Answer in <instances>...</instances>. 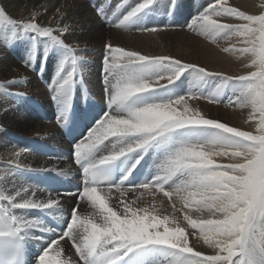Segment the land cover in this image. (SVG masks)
<instances>
[{"label": "snow or ice", "instance_id": "1", "mask_svg": "<svg viewBox=\"0 0 264 264\" xmlns=\"http://www.w3.org/2000/svg\"><path fill=\"white\" fill-rule=\"evenodd\" d=\"M158 2L137 0L111 17L100 5L97 14L125 31L179 27L144 23ZM177 5L169 0L170 17ZM185 26L213 44L238 39L243 47L222 50L245 56L247 71L228 75L105 43V111L72 146L79 186L44 200L26 187L0 186V264H264V0L259 14L207 0ZM67 31L35 18L17 21L0 8V45L26 40L31 54L24 63L33 68L41 45L42 64L50 54L59 57L48 88L61 127L89 63L65 42ZM188 77L192 87L184 92ZM201 99L247 110L249 129L190 103ZM65 194L73 200L67 207ZM32 241L41 246L29 262Z\"/></svg>", "mask_w": 264, "mask_h": 264}, {"label": "bare ground", "instance_id": "2", "mask_svg": "<svg viewBox=\"0 0 264 264\" xmlns=\"http://www.w3.org/2000/svg\"><path fill=\"white\" fill-rule=\"evenodd\" d=\"M181 1V8H186L187 10H189L190 19L194 15H196L198 10L201 9V6L205 5L207 2V0H199L201 2V5L195 10H190L188 8V4L186 5V2H189L187 0ZM3 2H5L6 12L9 11L7 15L17 21H28L30 18H35L36 21L42 26H49L54 29L57 27H68V31L64 34L63 37L65 39V42L69 44V46L76 48L78 55H86L89 58V63L85 65L83 85L77 84L75 86L73 101H75L80 109H82L84 106H88L90 109H92L93 113L96 116L95 122H97V120L101 116H103L106 107L103 103V85L101 83L100 73V60L102 58V50L105 43H112L113 45L122 46L127 49L138 50L144 54H150L149 52L154 51L158 45L156 41L157 38L156 40L152 39L151 37L146 36V34L134 36L132 31H125L123 29L113 28L109 35H101L103 31H101V29L103 28L102 24H105V21H103V18L99 16L100 20L103 23L99 22L98 20H94L92 21L93 25L86 24L85 19L88 18L86 17V14L90 11L87 4L89 6L91 4L89 2H87L86 4L83 0H2V3ZM2 3L0 2V5ZM168 3L169 0H164V12H167ZM236 3L243 4L245 6V10H249L253 6L251 4L252 0H237ZM176 15H182L186 21L189 16L186 15L185 11H181V9L177 7V11L171 17H167L166 15H164L159 24L168 25L176 23L180 25L179 27H177V29L180 27H186L181 24L180 21H177L175 19ZM148 20L149 17L145 19V24H148ZM174 20H176L177 22H172ZM177 29H161V31L157 33L159 37V44L165 47V53L163 55L173 56L175 58L181 59L184 62H189L186 60V57L179 58L176 54L177 50H173L170 47V44L176 42L177 40H181L183 43L185 42L186 38H188L186 40L187 42L191 40L189 36L180 39V35L184 36L186 35V33L185 31ZM97 48H100V51L97 50ZM80 49H83L84 51L81 52L79 51ZM87 50L90 51V54L85 52ZM212 52V58H206L208 59V64L210 65V67L207 68L212 71L223 72L222 63L229 62L233 58L235 60L236 58L234 57V54H230L229 57H224L223 60H220L221 56L216 51V49H214V51ZM160 53L158 52L157 55L162 54ZM154 55H156L155 51ZM52 57L59 58L57 55H54ZM13 62L9 58H7L6 61L3 57L0 56V80L3 81L7 79L13 80L15 78H27V80L23 82L25 87L22 88L21 92H19L25 95L23 97H13L12 102L8 101L9 103H7L5 99H3L4 97L0 94V100L3 99L8 106L16 109L14 111H12L10 108L8 109V112L10 110V113H12L13 115H10L8 112L2 113L3 110L0 109V123H3L4 121L7 123L8 121L12 125L14 130H27L28 133L14 131L15 134L18 133V135H15L14 144H7L5 141H3L5 147L0 145V186H6L9 190H11L13 186L19 188L22 176L27 174L29 176V179L34 178V180L31 181L32 192H35L37 199L44 200L49 196H56L57 193L48 192L40 188L37 183V179L46 178L48 173H53L62 178L71 179L72 181H80V172L71 163V156L65 154V151L69 149V145L63 140L62 134L57 128V121H54L57 118L58 114V104L51 99V93L49 91L48 85L51 83V79L55 71L51 72L50 75L48 71L49 69H46L38 76L36 75L38 79L37 80L32 73H28L27 71H25V73L23 74L22 72H20L19 68H17L15 72L12 71V68H15ZM196 64L199 63L197 62ZM56 65L57 63H55L53 66ZM234 66L237 67V65L235 64ZM241 72L242 71H240L239 73ZM39 102H42L44 106V120H42L41 116L38 114V108H41ZM33 103H35V105H33ZM190 103H193L195 106L200 107L201 110L210 118H217L220 120V118L227 119L226 117H228L229 119L227 120V123H229L230 126L241 127L242 129H244L242 126L243 124L241 123L242 117H239L241 109L230 107V109L227 111V107L224 110L220 108H214L212 104H208L203 100L190 101ZM25 107H28V109H25ZM4 111L7 110L4 109ZM210 113H212L213 115L210 116ZM239 120L241 121L238 122ZM92 126H94V123H85V130H90ZM2 128L6 127L1 126L0 130ZM247 129H249V127H247ZM37 138L44 141L49 140V142L45 143L37 140ZM77 141L78 140H76L75 143ZM42 144H45L46 146L58 152L57 154L61 156V158H45L42 154V149L45 148V145ZM36 148H40V153L36 152ZM16 164H19L20 167L17 168L16 171H14V174L11 171V175H9L8 172H10V166L15 170L14 167ZM54 167L56 168L54 169ZM62 200L66 202V207L70 206L73 203L72 197L70 195H62ZM34 213L38 215L37 212ZM37 235H39V233H37ZM191 242H194V238H192ZM40 246L41 245L39 241H32L27 244V259L29 262L34 259L40 249Z\"/></svg>", "mask_w": 264, "mask_h": 264}, {"label": "rangeland", "instance_id": "3", "mask_svg": "<svg viewBox=\"0 0 264 264\" xmlns=\"http://www.w3.org/2000/svg\"><path fill=\"white\" fill-rule=\"evenodd\" d=\"M86 4H87V2H89L91 5V7L87 4V6H88V8L90 9V11L86 14V17H88V18H86L85 20H86V24H88V25H93L92 24V21H94V20H98L99 22H101V23H103L101 20H100V18H99V15L97 14V8H96V6L98 7V6H100V5H103L105 8H106V11H107V13H108V15H109V17H111V14H112V12H116L117 13V15H119L122 11H126L127 10V7L129 6V5H132V4H135L136 2H137V0H83ZM189 3H187L186 2V5L188 4V8L190 9V10H195V9H197L200 5H201V2L199 1V0H187ZM228 1V3L230 4V5H233V6H237L238 4V6H240V8H241V10H245V6L243 5V4H240V3H236L237 2V0H227ZM233 1V2H232ZM235 1V2H234ZM260 1V2H259ZM257 0V1H255V0H252V7L249 9V10H247V11H249L250 13H253V14H259V4L261 3V0ZM0 2L2 3V0H0ZM182 3V1L181 0H178V5H177V7L178 8H180L181 9V11L183 10V11H185V13H186V15H189L190 14V12H189V10H187L186 8H184V9H182L181 8V4ZM235 3V4H234ZM95 5V6H94ZM117 5H121L122 7L121 8H117ZM164 5V0H159V2H158V4H157V6H156V8H155V11L152 13V15L149 17V20H148V24H159L160 23V21L162 20V17L164 16V15H166L167 17H170L168 14H167V12H164L163 11V6ZM241 5H243V6H241ZM0 8H2L4 11H5V13L7 14V13H9V11H7L6 12V8H5V2H3L1 5H0ZM22 9V8H21ZM256 9V10H255ZM194 12V11H193ZM90 13H91V15H90ZM94 14V15H93ZM91 17H90V16ZM94 18H93V17ZM92 18V19H91ZM31 19V18H30ZM175 19L177 20V21H180L181 22V24H183L184 26H185V18L182 16V15H176V17H175ZM176 20H174V21H172V22H177ZM188 20H190V15L188 16V19H187V21ZM103 21H105L104 19H103ZM145 23V22H144ZM103 25V28L101 29V31H102V34L101 35H105V36H107V35H109L110 34V32L113 30V27L110 25V24H107L106 22H105V24H102ZM106 27V28H105ZM105 28V29H104ZM187 27H180V28H178L177 29V27L176 28H173V29H177V30H181V31H185V33H186V35H184V36H182V35H180V39H183V38H186L187 36H189V38L191 39V40H189L188 42L186 41L188 38H186V40H185V42L183 43L181 40H177L176 42H173V43H171L170 44V47H171V49H173V50H177V52H176V54L178 55V57L179 58H184V57H186V60L187 61H189V63H199V65H201V66H205V67H210V65L208 64V59H206V58H209V57H211L212 58V56L211 55H213V52L212 51H214V49H216V51L220 54V56H221V58H220V60H223V58L224 57H229V55L230 54H234V57H236L235 58V60H234V58L232 59V60H230L229 62H223L222 64H223V66H222V70H223V72L224 73H226V74H228V75H230V74H232V75H239V74H243L244 72H246L247 71V69L244 67V62H247V59H246V57L245 56H243V55H241L240 53H238V52H228V53H225L222 49L223 48H226V47H236V48H240V47H243V45H242V43L238 40V39H236L235 37H233L232 39H221V40H219L218 41V44H213L210 40H208V39H205L204 37H201V36H199L195 31H193V30H189V29H186ZM130 31H132L133 32V35L134 36H137V35H145L146 34V36H148V37H151L152 39H155L156 40V38H157V43H158V45H157V50L155 49L154 51H155V53H156V55H157V53L159 52H161L160 54L161 55H163L165 52H164V46H162V45H160L159 44V37H158V35L157 34H149V33H144V32H140V31H137L136 29H132V30H130ZM155 36V37H154ZM196 36V37H195ZM201 41V42H200ZM203 42V43H202ZM202 43V44H201ZM206 43V44H205ZM209 43V44H208ZM240 44V45H239ZM206 47H205V46ZM212 46V47H211ZM203 47V48H202ZM0 48H1V51L0 52H2V53H0V56L1 57H3L4 58V60H6L7 61V58H9L12 62H13V65L15 66V68L13 67L12 68V71H14L15 72V70L17 69V68H19L20 69V72H22L23 74L25 73V71H27L28 73L30 72V73H32L35 77H36V79H37V76L41 73V72H43L44 70H46V69H49L48 71H49V73H50V75H51V72H54L55 70H56V66H53L55 63H57L58 62V60L57 59H59V58H57V57H52V56H54V55H56V54H50L49 56H48V59H47V61H45L43 64H42V55H43V46L41 45L40 46V49H39V51L36 53V55H35V59H34V68L32 67V66H29V65H26L25 63H24V61H25V59L26 58H28L29 57V55L31 54L30 52H29V44H28V42L26 41V40H20V41H16L15 43H10V46H7V47H5V46H2V45H0ZM206 49V50H205ZM97 50H99L100 51V48H97ZM102 51H104V47H103V50ZM154 51H151V52H149L150 54H154ZM86 53H88V54H90L89 52L90 51H85ZM173 52H175V51H173ZM101 53V52H100ZM103 53V52H102ZM223 53H225V54H223ZM223 54V55H222ZM20 55V56H19ZM25 55V56H24ZM207 55V56H206ZM228 55V56H227ZM239 55V56H238ZM238 56V57H237ZM240 56H242V57H240ZM39 58V59H38ZM56 58V59H55ZM55 59V60H54ZM246 59V60H245ZM50 61V62H49ZM234 61H235V63H234ZM239 61H241V62H239ZM235 65H237V67L240 69H238L236 66H234V64ZM241 64H242V66H241ZM224 68H226V69H224ZM24 69V70H23ZM233 69V70H232ZM245 70V71H244ZM234 71H236V72H234ZM240 71H242L241 73H239ZM37 75V76H36ZM185 75H187V74H185ZM27 80V78H20V79H7V80H3V81H1L0 80V86H2V87H0V94L4 97L3 99H5V101L7 102V103H9V102H12V100H13V97H18V96H10V95H8V93L9 92H13V91H15V93H19V92H21L22 91V88H24L25 86H24V84H23V82L24 81H26ZM38 80V79H37ZM12 81H18V83H11ZM39 83V82H38ZM190 87H192V84H191V77H188V79H186L185 80V82H184V85H183V87H182V91H184V92H186V91H188V89L190 88ZM209 90H211V89H213L214 87H215V82L214 81H210L209 82V84L206 86ZM5 89V90H4ZM5 95V96H4ZM2 99V100H3ZM0 100V109H2L3 110V112L2 113H7L8 112V109L10 108L12 111H14V110H16L15 108H13V107H10V106H8L7 104H6V102L3 100ZM201 100H203V99H201ZM9 101V102H8ZM203 101H205V100H203ZM205 102H207V101H205ZM208 103V102H207ZM208 104H211V103H208ZM33 105H35V103H33ZM39 105H40V107H41V109H43V104H42V102H39ZM213 106H214V108H220V109H225L226 107H227V111L230 109V107H228L226 104H212ZM218 105V106H217ZM4 109L5 110H7V111H4ZM25 109H28V107H25ZM243 112V113H242ZM245 112H246V114H245ZM10 115H13L12 113H10V110H9V112H8ZM210 116H212L213 114L212 113H210L209 114ZM240 116V118L242 119V121L241 120H239L238 122H240L241 121V123L243 124L242 126H243V128L244 129H247V127H249V122H247L248 120H247V110H244V111H242V110H240V114H239ZM227 119H222V118H220V120H223V121H225V122H227V120L229 119L228 117H226ZM217 119V118H216ZM34 120H36V119H34ZM42 120H44V118L42 119ZM54 120V119H53ZM247 120V121H246ZM2 121V120H1ZM54 121H57L56 119L54 120ZM243 122H245V123H243ZM4 124V125H3ZM248 125V126H247ZM6 127V128H2L1 130H0V145L1 146H4L5 147V144H3V141H5L7 144H14V140H15V135H18V133L17 134H15V132L14 131H17V130H14V128L12 127V125L7 121V123L4 121L3 123L1 122L0 123V127ZM6 129V130H5ZM7 132V133H6ZM17 132H24V133H28V131L27 130H21V131H17ZM19 135H24V134H19ZM4 140H3V139ZM37 140H40V141H42V142H49V140H46V141H44V140H42V139H39V138H37ZM2 141V142H1ZM3 144V145H2ZM42 145H45V144H42ZM6 149V148H5ZM36 152L38 153H40V148H36ZM41 158V157H40ZM42 159H44V158H42ZM44 160H46V159H44ZM53 162V161H52ZM1 165V164H0ZM33 166H35V165H33ZM15 168V170L14 171H16L17 170V168L16 167H14ZM56 167H54V169H55ZM10 169V168H9ZM9 173V175H11V171L10 172H8ZM7 177H8V175H7ZM32 180H34V178H31V179H29V176L26 174V175H23L22 176V178H21V181H20V184H19V187H26L27 188V186H28V188H29V190H30V193L29 194H31V192H32V188H31V181ZM24 185V186H23ZM26 185V186H25ZM29 215H36L34 212H31V213H29ZM39 254V251H38V253L36 254V255H38Z\"/></svg>", "mask_w": 264, "mask_h": 264}]
</instances>
